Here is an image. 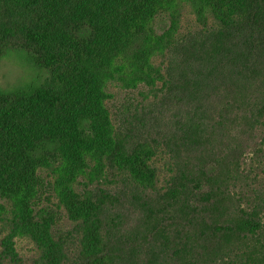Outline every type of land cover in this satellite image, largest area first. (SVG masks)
I'll return each mask as SVG.
<instances>
[{
  "label": "trees",
  "instance_id": "1",
  "mask_svg": "<svg viewBox=\"0 0 264 264\" xmlns=\"http://www.w3.org/2000/svg\"><path fill=\"white\" fill-rule=\"evenodd\" d=\"M9 51L0 264H264V0H0Z\"/></svg>",
  "mask_w": 264,
  "mask_h": 264
},
{
  "label": "rangeland",
  "instance_id": "2",
  "mask_svg": "<svg viewBox=\"0 0 264 264\" xmlns=\"http://www.w3.org/2000/svg\"><path fill=\"white\" fill-rule=\"evenodd\" d=\"M187 24L192 25L193 17L186 16ZM38 71L32 63L28 61L27 55L23 52L9 51L0 59V88L5 92H13L18 89L26 88L38 82ZM117 101L115 105L121 109L128 105H133L132 109L141 100L138 95H127L117 92ZM19 252L22 255L30 257L33 255V247L28 241H19Z\"/></svg>",
  "mask_w": 264,
  "mask_h": 264
}]
</instances>
